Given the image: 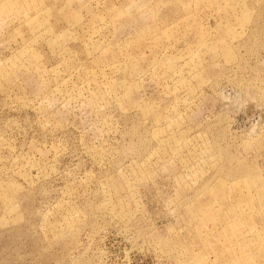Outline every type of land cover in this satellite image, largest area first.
I'll return each instance as SVG.
<instances>
[{
	"label": "rangeland",
	"instance_id": "374dc122",
	"mask_svg": "<svg viewBox=\"0 0 264 264\" xmlns=\"http://www.w3.org/2000/svg\"><path fill=\"white\" fill-rule=\"evenodd\" d=\"M0 264H264V0H0Z\"/></svg>",
	"mask_w": 264,
	"mask_h": 264
}]
</instances>
